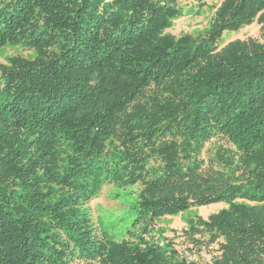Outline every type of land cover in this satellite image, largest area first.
Returning a JSON list of instances; mask_svg holds the SVG:
<instances>
[{
	"label": "trees",
	"instance_id": "obj_1",
	"mask_svg": "<svg viewBox=\"0 0 264 264\" xmlns=\"http://www.w3.org/2000/svg\"><path fill=\"white\" fill-rule=\"evenodd\" d=\"M179 1L0 0V49L32 55L0 64V264H264V45L216 44L264 0H192L209 26L174 36ZM215 203L182 233L209 261L151 232Z\"/></svg>",
	"mask_w": 264,
	"mask_h": 264
},
{
	"label": "rangeland",
	"instance_id": "obj_2",
	"mask_svg": "<svg viewBox=\"0 0 264 264\" xmlns=\"http://www.w3.org/2000/svg\"><path fill=\"white\" fill-rule=\"evenodd\" d=\"M211 4L215 2L208 1L203 6H198L192 0H180L178 3L179 14L173 20V25L168 30L174 36H180L184 33L192 35L203 34L212 19L213 10L210 9ZM261 26L256 22L241 27L234 31H224L216 44L218 49L226 45L227 43L234 40H246L252 38L259 43L264 45V28L260 29ZM31 52L22 49L21 47L6 46L0 49V64H5L10 57L20 55L24 57H30ZM108 188H104L99 197L93 200L90 204L93 210H98L100 216L106 214H112L109 212L122 213L131 201L130 195H125L124 191L117 190V196H112L107 191ZM113 193H116L112 189ZM225 207L223 203H215L200 207H193L185 212H182L175 216H167L160 218L153 222L152 233L160 242L165 239L173 240L177 250L187 260H200L209 261L211 252L210 250L202 249L200 252L196 248H192L190 242L182 235L183 231L188 228L189 220H196L198 217L206 220L211 214L216 213L220 209ZM114 214H112L113 216ZM106 230L112 232L110 228L106 227Z\"/></svg>",
	"mask_w": 264,
	"mask_h": 264
}]
</instances>
